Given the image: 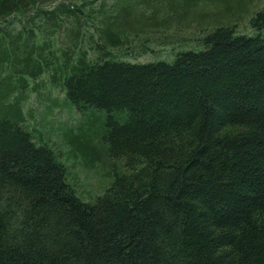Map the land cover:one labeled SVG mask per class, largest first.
Masks as SVG:
<instances>
[{
    "label": "trees",
    "instance_id": "16d2710c",
    "mask_svg": "<svg viewBox=\"0 0 264 264\" xmlns=\"http://www.w3.org/2000/svg\"><path fill=\"white\" fill-rule=\"evenodd\" d=\"M96 1L0 0V264H264V5L251 33L219 23L201 49L137 62L111 50L129 30L93 40L94 57L80 46ZM43 75L79 112L105 111L114 163L93 199L23 123Z\"/></svg>",
    "mask_w": 264,
    "mask_h": 264
},
{
    "label": "rangeland",
    "instance_id": "374dc122",
    "mask_svg": "<svg viewBox=\"0 0 264 264\" xmlns=\"http://www.w3.org/2000/svg\"><path fill=\"white\" fill-rule=\"evenodd\" d=\"M136 1L97 0L85 7L84 10L87 11L88 8L92 10L103 6L106 11L100 16L98 32L92 26H87V34L92 33L93 36L84 34L80 46L94 57L96 52L93 50V40H105L108 29H125L131 31L134 37L130 36L124 45L112 47L117 58L137 62L160 58L172 61L179 49L203 48L201 38L219 23L232 21L238 32L251 33L248 19L264 5V0H213L207 1L208 4L200 1L197 7L191 6V0H144L150 3L149 6ZM152 6L164 10L154 11ZM146 8L149 16L145 15ZM97 21L98 15L95 23ZM168 23L169 28L158 31L148 29L139 35L135 32L137 28L163 27ZM37 81L43 83L33 87V82H30L22 93L23 123L34 133L37 141L39 138L49 140L59 159L69 167L71 180L80 194L85 199H93L108 184L111 165L114 163L113 159L106 156L105 145L100 141L105 111L87 107L79 112L65 101L64 93L59 87L49 85L45 75ZM17 93L15 91L12 95ZM2 110L0 109L1 113ZM64 129H71V135L78 134L81 129L84 131L76 135V139L72 138L74 142L68 140L70 143H67L61 135ZM70 147L73 151L82 147L84 156L82 152H75L73 155ZM119 163L116 161V169H119Z\"/></svg>",
    "mask_w": 264,
    "mask_h": 264
},
{
    "label": "bare ground",
    "instance_id": "6f19581e",
    "mask_svg": "<svg viewBox=\"0 0 264 264\" xmlns=\"http://www.w3.org/2000/svg\"><path fill=\"white\" fill-rule=\"evenodd\" d=\"M70 36H71V35H70ZM55 39H56V38H55ZM3 88H4V87H3ZM6 89H7V88H6ZM3 90H4V89H3ZM0 92H3V91L0 90Z\"/></svg>",
    "mask_w": 264,
    "mask_h": 264
}]
</instances>
